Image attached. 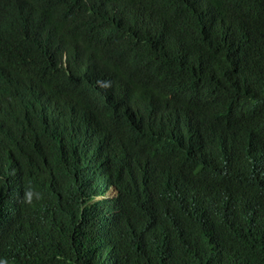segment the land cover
Returning a JSON list of instances; mask_svg holds the SVG:
<instances>
[{
    "label": "clouds",
    "instance_id": "1",
    "mask_svg": "<svg viewBox=\"0 0 264 264\" xmlns=\"http://www.w3.org/2000/svg\"><path fill=\"white\" fill-rule=\"evenodd\" d=\"M90 5L101 14L110 12L117 25L141 21L132 0H92ZM68 39V45L55 46L53 25L35 1L0 0V112L9 122L28 116L37 126L26 145L15 146L8 135L10 124L0 121V264H54L53 249L69 241L62 231L66 186L56 176L71 170L88 176L78 179L84 186L75 192L74 228L90 229L95 248L61 264H200L197 243L213 216L227 213L234 198L256 185L264 191V85L256 82L241 90L228 109L210 96L186 122L184 133L199 143L219 136L224 124L230 147L243 157L240 165L221 171L206 185L190 187L194 195L189 196L176 190L182 165L155 168L148 145L130 123L110 122L72 89L77 84L95 93L83 81L71 82L68 93L57 98L44 90L43 85L51 89L73 63L98 74L110 72L109 91L121 88L131 98L134 79L119 70L127 63L136 70L148 68L136 47L124 50L131 40L118 26H101L85 41ZM243 59L230 73L238 83L250 73L248 59ZM169 84L175 93L184 91L175 80ZM53 129L59 136L50 145H41L38 135ZM157 130L162 134L158 126ZM101 138L115 146L120 165V173L111 179L95 175L101 158L93 153L94 143ZM25 163L34 165L37 182L25 181ZM216 185L226 193L208 211L211 200L205 193L212 194L208 189ZM193 199L203 203L199 209L208 211L204 216L190 204ZM179 209L190 216L186 226L170 222L167 212ZM230 234L228 241L240 244L245 231L233 228ZM61 236L66 241H60Z\"/></svg>",
    "mask_w": 264,
    "mask_h": 264
},
{
    "label": "trees",
    "instance_id": "2",
    "mask_svg": "<svg viewBox=\"0 0 264 264\" xmlns=\"http://www.w3.org/2000/svg\"><path fill=\"white\" fill-rule=\"evenodd\" d=\"M33 1L53 25L55 46L68 45V38L85 41L101 26H118L131 40L123 46L124 50L136 47L148 62L146 70H136L129 63L119 70L124 77L134 79L131 98L121 88L109 91L110 72L98 74L73 63L67 64L70 71L59 76L51 89L42 86L50 96L65 95L71 82L83 81L95 93L77 84L72 89L110 122L130 123L148 145L155 168L173 170L182 165L176 190L187 191L189 196L194 195L190 194V187H202L216 174L243 162L242 155L230 147L224 124L219 136L201 143L186 136L184 128L186 122L199 113L206 98L217 97L224 109H228L232 100L239 98L241 90L256 82L264 85V0H132L136 19L141 21L119 22L118 25L110 12L101 14L91 7L92 0ZM77 19L81 21L79 24ZM147 20L150 23L145 26ZM243 56L248 59L250 73L238 83L230 73L233 66L244 60ZM2 61L0 51V63ZM44 77L56 80L51 75ZM171 80L184 91L175 93L169 84ZM0 121L10 124L8 135L15 146L26 145L37 129L28 116L9 122L0 112ZM58 136L53 129L38 135V141L41 145H50ZM94 146L93 153L101 158L95 175L111 179L119 174L115 146L104 138L98 139ZM87 177L73 170L56 176L66 186L61 208L62 231L68 234L69 241L64 247L53 249L50 259L54 264L94 251L91 230L74 228L72 207L75 192L84 186L78 179ZM24 179L27 183L38 181L34 165L25 163ZM208 191L213 193H205L211 200L207 209L213 211L226 189L216 185ZM191 201L203 216L208 212L199 209L202 202ZM167 213L173 225L186 226L190 222V216L181 209ZM233 228L245 231L240 244L228 241ZM59 240L66 241V238L61 236ZM195 256L200 264H264V191L261 186L256 185L251 192L234 198L227 213L213 216L209 230L198 240Z\"/></svg>",
    "mask_w": 264,
    "mask_h": 264
}]
</instances>
